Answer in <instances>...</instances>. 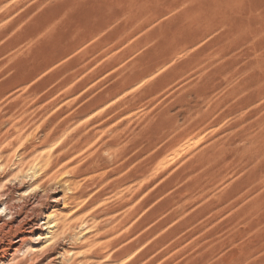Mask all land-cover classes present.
Returning <instances> with one entry per match:
<instances>
[{
    "label": "rangeland",
    "instance_id": "rangeland-1",
    "mask_svg": "<svg viewBox=\"0 0 264 264\" xmlns=\"http://www.w3.org/2000/svg\"><path fill=\"white\" fill-rule=\"evenodd\" d=\"M0 182L26 264H264V0H0Z\"/></svg>",
    "mask_w": 264,
    "mask_h": 264
},
{
    "label": "bare ground",
    "instance_id": "bare-ground-1",
    "mask_svg": "<svg viewBox=\"0 0 264 264\" xmlns=\"http://www.w3.org/2000/svg\"><path fill=\"white\" fill-rule=\"evenodd\" d=\"M241 108V107H240ZM8 111V110H7ZM65 130V128L63 129ZM63 130H61V132H64ZM47 131V130H46ZM4 134V133H3ZM59 136V132L57 133ZM57 134H55L56 137ZM262 134V133H261ZM15 135V134H14ZM54 138L52 139L54 142L59 138ZM115 137V136H114ZM113 137V138H114ZM4 138V137H3ZM49 138V137H48ZM112 138V139H113ZM16 139V138H15ZM28 139V138H27ZM51 139V138H50ZM118 140V139H117ZM120 140V139H119ZM47 142V141H46ZM50 142V141H49ZM62 142V141H61ZM109 142V141H108ZM80 143V142H79ZM105 143V142H104ZM72 144V143H71ZM63 146V145H62ZM184 148V147H183ZM66 150V149H65ZM32 151V150H31ZM44 151V150H43ZM104 153V152H103ZM54 153L52 152H46L40 155H35V157H33L32 162H30V167L28 169V172H30L32 174L33 177L38 175V172L40 171V166L41 164L45 163L48 164V166H55L57 164V162H53L52 161V157H53ZM108 157V156H107ZM221 157V156H220ZM253 157V156H252ZM57 159V157H55ZM254 158V157H253ZM257 158V157H256ZM260 158V157H259ZM55 159V160H56ZM79 159V158H78ZM102 159V158H101ZM252 159V158H251ZM61 161V160H60ZM3 167V166H2ZM94 167V166H93ZM105 167V166H104ZM69 168V167H68ZM42 169V167H41ZM46 169V168H45ZM85 172V171H84ZM105 172V171H104ZM259 176V175H257ZM68 181V180H67ZM1 183V182H0ZM3 183V182H2ZM55 183V182H54ZM66 183V182H65ZM64 183V184H65ZM122 185V184H121ZM1 186V185H0ZM41 186V185H39ZM43 186V185H42ZM64 186V185H63ZM68 186V185H67ZM67 186L65 187L66 189H64L65 191H69V189L67 190ZM85 186V185H84ZM69 187V186H68ZM90 187V186H89ZM100 187V186H99ZM71 190V189H70ZM25 192V191H24ZM65 193V192H64ZM67 193V192H66ZM66 193L63 194L64 196H66ZM26 194V193H25ZM24 194V195H25ZM20 195V194H19ZM23 195V194H22ZM22 195L20 199L18 200H14L11 199L10 203L9 202H2L3 206H4V211H8L7 214L4 215L3 218L0 219V264H26V261L28 259H32L34 257H36L40 252H42L43 250L45 251V249L51 244L54 243L56 240H58V238H60L61 236L63 237H67L68 231H71L68 224L71 222H67L68 219H66L65 216H63L60 213V218L56 219V215L54 214H50L49 216H47L48 220L46 222H44V226H46L45 228H43V231H47L45 234L44 232L41 233L39 235L38 238L41 237V239H44V241H42V244L40 243L39 246H33L32 243H28L29 238H34L35 234L32 233L30 236H26V234L24 233L22 236L17 235L18 231H21V228H24V226L22 225V220L18 221L17 225H14V223L16 222L15 220V213L17 212V209H21L23 206L19 205L22 199ZM4 196V195H3ZM82 196V194H73L72 196H66L68 197V201H70L69 203H73L75 202L78 198L80 199V197ZM65 197V198H66ZM85 198V197H84ZM64 200V197H63ZM100 200V199H99ZM57 201V200H55ZM66 201V199H65ZM64 201V202H65ZM24 202V201H22ZM119 202V201H118ZM67 203V202H66ZM65 204V203H64ZM65 206V205H64ZM66 206H68L66 204ZM65 206V207H66ZM72 207V205H70ZM64 207V208H65ZM31 209V208H30ZM60 212V211H59ZM64 212V211H63ZM53 213V212H52ZM56 214V212H54ZM69 213V212H68ZM6 216H10L11 218L6 219ZM2 217V215L0 216ZM53 217V220L51 219ZM72 218V217H71ZM71 220V219H70ZM93 220V219H92ZM69 221V220H68ZM83 221V220H82ZM125 222V221H124ZM84 223V221H83ZM72 224V223H71ZM82 224V223H81ZM97 226L99 225L96 224ZM85 226V225H84ZM83 226V227H84ZM119 226V225H118ZM123 226V225H122ZM37 227V226H36ZM39 227H41L39 225ZM82 227V226H81ZM85 229H83V232L85 231V235L86 233L89 232L90 227L86 226L84 227ZM117 228V227H116ZM72 229V228H71ZM81 233V232H80ZM29 235V234H28ZM74 235V234H73ZM79 235V234H78ZM82 235V234H81ZM83 236V235H82ZM78 237V236H77ZM80 237V235H79ZM37 238V239H38ZM75 236H72L71 239L75 240ZM88 238V237H87ZM35 239V238H34ZM83 238H80V241ZM40 240V239H39ZM79 238H76L75 242H78ZM41 241V240H40ZM30 242V241H29ZM32 242V241H31ZM32 244V245H31ZM106 244V243H105ZM91 243L88 242V240L86 241H82V242H78L72 249L70 250H65V252L60 253L59 252V257L62 259L61 260V264H87V261H83L82 258H87L88 256V260L90 259H94V257L88 255V253L86 252L85 248H87L88 246H90ZM111 245V244H110ZM109 245V247H110ZM112 246V245H111ZM72 247V246H71ZM114 247V246H113ZM125 248V247H124ZM123 248L122 252H118L115 256L116 259H123V257L126 255V253L131 249L130 247H127L125 250ZM120 249V248H119ZM43 253V252H42ZM131 253V252H130ZM37 254V255H36ZM103 254V253H102ZM128 254V253H127ZM50 256V255H48ZM47 256V257H48ZM39 257V256H38ZM49 259V258H48ZM53 259V257H52ZM52 259L48 260V261H52ZM47 260V259H45ZM87 260V259H86ZM122 261V260H120ZM124 261V260H123ZM122 261V262H123ZM44 262V258L41 259V262H39V264H43ZM49 263V262H47ZM99 263V262H98ZM119 264V262H118Z\"/></svg>",
    "mask_w": 264,
    "mask_h": 264
}]
</instances>
